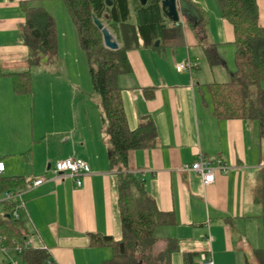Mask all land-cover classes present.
<instances>
[{
    "label": "crops",
    "instance_id": "1",
    "mask_svg": "<svg viewBox=\"0 0 264 264\" xmlns=\"http://www.w3.org/2000/svg\"><path fill=\"white\" fill-rule=\"evenodd\" d=\"M24 2L55 17L61 47L74 42V25L61 0H0V160L6 166L0 182L16 176L47 178L49 165L56 161L83 158L89 171L80 186L66 177L34 188H15L24 189L25 208L19 213L28 231L26 242L47 248L55 264H102L110 258L105 248H111L90 246V234L119 239L123 232L118 172L111 168L98 98L89 92L92 103L83 101V89L71 85L55 89L49 71L60 66L59 56L54 62L30 65L22 35ZM258 4L261 19L264 0ZM180 5L183 41L155 47L141 42L128 51L131 72L119 77L130 128L151 116L158 133L154 146L130 151L129 167L143 177L158 207L175 214L176 224L156 230L159 249L166 239L178 241L171 264H185L187 252L209 251L214 264H253L254 250H264V210L255 199L264 168V138L255 120L218 119L208 88L210 82L228 80L232 72L217 39L230 38L233 27L222 16L218 0H185ZM199 11L208 17L205 28L200 27ZM209 46L215 47L222 65H209L204 55ZM73 48L77 62L79 47ZM183 61L198 67L180 71ZM26 71L32 75L30 91L17 92L14 75ZM146 89L152 97L146 96ZM199 153L221 157L228 172L218 171L215 181L204 185L198 173L183 168ZM5 206L0 202V214ZM7 253L0 249V264L11 261Z\"/></svg>",
    "mask_w": 264,
    "mask_h": 264
},
{
    "label": "trees",
    "instance_id": "2",
    "mask_svg": "<svg viewBox=\"0 0 264 264\" xmlns=\"http://www.w3.org/2000/svg\"><path fill=\"white\" fill-rule=\"evenodd\" d=\"M74 23L82 49L89 63L90 76L100 107L104 134L110 143L111 168L118 172V208L122 237L91 233L90 246L110 247L112 256L102 264H171L178 249L176 239H166L164 248H158L156 230L160 226L176 224L175 214L161 210L148 193L145 180L129 167L130 151L154 146L157 128L151 116H144L136 129L130 128L122 98L119 77L131 72L128 51L144 46L179 44L184 39L181 22H172L162 10V0H61ZM182 3L185 0H181ZM180 1V2H181ZM222 16L232 25L236 45V68L226 81L208 83L213 113L218 119L240 118L255 120L260 137L264 138V24L260 22L258 0H218ZM26 21L22 28L25 45L29 48V63L54 62L59 53L58 26L55 17L41 6L23 3ZM200 13V27L205 28L207 16ZM94 17L112 31L119 49L104 45L102 31ZM205 58L212 68L223 64L214 46L206 47ZM198 67V64L195 68ZM31 72L15 73L17 92L30 91ZM147 97L153 92L145 90ZM26 177L4 178L0 192L26 186ZM259 187L255 199L264 210V168L259 172ZM15 204L6 202L0 214V249L22 248L20 264H55L47 248L25 245L28 231L21 219H15ZM10 215V217H7ZM264 216V213H263ZM258 264H264V250L255 249ZM198 253L184 254L185 264H201ZM5 264H19L6 261Z\"/></svg>",
    "mask_w": 264,
    "mask_h": 264
},
{
    "label": "built area",
    "instance_id": "3",
    "mask_svg": "<svg viewBox=\"0 0 264 264\" xmlns=\"http://www.w3.org/2000/svg\"><path fill=\"white\" fill-rule=\"evenodd\" d=\"M179 22V21H178ZM176 22V23H178ZM197 64H192L190 61L183 62L178 65V70L188 71L194 68ZM5 163L0 160V176L5 171ZM184 170L195 171L198 173L204 185L211 184L215 181L216 173L222 171L227 173L229 165L221 157L208 158L202 153H199L196 159L191 163L183 165ZM51 175L47 178H33L26 177V188H34L43 184L46 180L60 181L66 177H72L76 180L78 186L82 185V176L89 171L87 162L80 157H68L56 161L53 165H50ZM24 189H10L6 190L0 199V202H12L15 204L13 208V216L15 219H21L19 211L25 208V202L23 199ZM208 239L211 240V234L208 233ZM25 245H29L25 242ZM18 251H22L21 247H18ZM201 264H214V259L211 251L202 253L200 255Z\"/></svg>",
    "mask_w": 264,
    "mask_h": 264
},
{
    "label": "rangeland",
    "instance_id": "4",
    "mask_svg": "<svg viewBox=\"0 0 264 264\" xmlns=\"http://www.w3.org/2000/svg\"><path fill=\"white\" fill-rule=\"evenodd\" d=\"M61 3H64V2H61ZM260 22L264 23V7L262 9ZM73 29H74L73 31H75V33L73 34V38H74L73 44L72 45L70 44V47L68 46V48L64 46L61 47L59 45L58 53H59L60 66L56 68L54 67L51 68L49 73H51L54 76L53 82L55 84V89H68L70 85L72 86L73 89H83V92L86 94L85 99L83 101H87V102L90 101L92 103L93 100L91 98V94L93 93L95 94V92H93L94 90H93L92 80L90 76L89 63L87 60L86 53L84 52V50L82 49L80 45L79 35H78V31L75 25L73 26ZM217 42H219V45H218L219 51L225 58L228 64V67L231 70H234L236 68V60H235L236 59V45L234 43V34L232 33V36L227 39H223V40L219 39V41L217 39ZM73 45L79 47V53H80L79 57L81 59L78 60L77 62L73 61L75 57H77L78 59L77 53L74 50ZM69 54L71 55V58L68 57ZM263 83L264 82H262V85ZM73 84H77V86L75 87ZM94 109H95V113H99L98 112L99 110H97V108H94ZM105 249L108 251V256L111 257L112 255L111 249L109 248H105ZM7 254H8V257L11 259V261L19 263V264L22 262V256L16 250L14 249L9 250ZM255 259L256 260L254 261L253 264H257L258 262L257 258Z\"/></svg>",
    "mask_w": 264,
    "mask_h": 264
},
{
    "label": "water",
    "instance_id": "5",
    "mask_svg": "<svg viewBox=\"0 0 264 264\" xmlns=\"http://www.w3.org/2000/svg\"><path fill=\"white\" fill-rule=\"evenodd\" d=\"M148 0H140L142 5H145ZM108 5L112 4L111 0H107ZM162 10L168 19L172 22H178L183 13V7L180 5L179 0H162ZM94 22L98 28L102 31L104 45L110 49L116 50L119 49L120 44L112 31L102 22L101 19L94 17ZM156 44H159L157 41ZM50 167V165H49ZM7 217H10L8 215Z\"/></svg>",
    "mask_w": 264,
    "mask_h": 264
}]
</instances>
